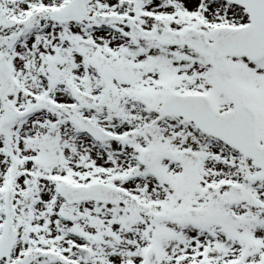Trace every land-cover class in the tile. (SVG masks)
<instances>
[{
	"label": "snow or ice",
	"instance_id": "6c2138e0",
	"mask_svg": "<svg viewBox=\"0 0 264 264\" xmlns=\"http://www.w3.org/2000/svg\"><path fill=\"white\" fill-rule=\"evenodd\" d=\"M0 264H264V0H0Z\"/></svg>",
	"mask_w": 264,
	"mask_h": 264
}]
</instances>
